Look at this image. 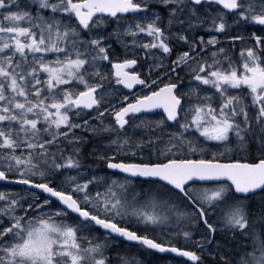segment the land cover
I'll use <instances>...</instances> for the list:
<instances>
[{
	"label": "snow or ice",
	"instance_id": "6c2138e0",
	"mask_svg": "<svg viewBox=\"0 0 264 264\" xmlns=\"http://www.w3.org/2000/svg\"><path fill=\"white\" fill-rule=\"evenodd\" d=\"M0 264H264V0H0Z\"/></svg>",
	"mask_w": 264,
	"mask_h": 264
},
{
	"label": "trees",
	"instance_id": "16d2710c",
	"mask_svg": "<svg viewBox=\"0 0 264 264\" xmlns=\"http://www.w3.org/2000/svg\"><path fill=\"white\" fill-rule=\"evenodd\" d=\"M133 252L135 251V249L132 250Z\"/></svg>",
	"mask_w": 264,
	"mask_h": 264
}]
</instances>
